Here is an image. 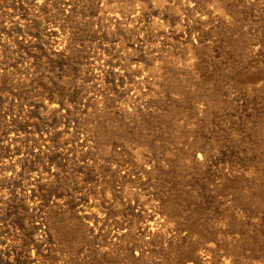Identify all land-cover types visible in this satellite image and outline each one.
<instances>
[{
	"label": "rangeland",
	"instance_id": "obj_1",
	"mask_svg": "<svg viewBox=\"0 0 264 264\" xmlns=\"http://www.w3.org/2000/svg\"><path fill=\"white\" fill-rule=\"evenodd\" d=\"M0 264H264V0H0Z\"/></svg>",
	"mask_w": 264,
	"mask_h": 264
}]
</instances>
